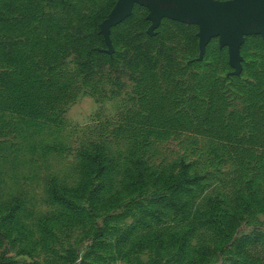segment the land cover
<instances>
[{"label": "rangeland", "instance_id": "374dc122", "mask_svg": "<svg viewBox=\"0 0 264 264\" xmlns=\"http://www.w3.org/2000/svg\"><path fill=\"white\" fill-rule=\"evenodd\" d=\"M119 1L0 0V71H13L15 60L26 56L33 63L20 69L44 70L36 63L63 55L49 51L54 44L23 49L29 38L54 29L48 16L63 22L60 39L68 24L81 26L80 15L92 18L89 31H98L111 58L118 55L114 65L98 63L81 84L80 76L73 78L70 48L64 69L56 71L68 75L69 89L58 98L46 99L36 85L26 100L1 89L0 264H264V36H244L235 64L219 35L201 50L198 25L163 18L152 31L150 10L140 4L104 31ZM143 31L151 42L136 37ZM139 41L158 61L144 75L131 66L133 50L124 53ZM94 151L110 153L105 172L85 160ZM135 160L153 173H168L182 161L197 173L201 180L191 192L162 198L193 206L197 218L164 208L166 201L152 209L157 174L141 180L148 184L145 197L125 208L129 190L122 187L133 181L127 174L138 168ZM208 196L217 198L216 206L227 203L235 226L206 221ZM173 232H187L183 250L171 241Z\"/></svg>", "mask_w": 264, "mask_h": 264}, {"label": "trees", "instance_id": "16d2710c", "mask_svg": "<svg viewBox=\"0 0 264 264\" xmlns=\"http://www.w3.org/2000/svg\"><path fill=\"white\" fill-rule=\"evenodd\" d=\"M83 15L84 14L78 17L81 18L82 22H78L79 21L78 19L76 20L77 23H81V26L77 27V29L75 28L71 29L70 24L67 25L66 28L69 34L67 35L65 34V39H60L59 37V36L63 37L61 33L63 32V29H60V27L64 26L63 22H61L57 18L51 20L50 19L51 17L47 15L48 17L46 21H48V23H51V25H49V28L52 27V25L54 24V29H52L51 32L49 31L48 33L45 34H40V35L37 34L39 35V37H37L36 41H30L29 38L27 43L24 45L23 49L32 51L37 48H40L39 45L41 44H49V46H52L51 44H54V46L51 47L49 51H53L54 49L59 50L60 53L63 55L59 59H56L55 57L54 61H52L51 57H49L43 63H39V64L36 63L37 67L41 65H45L44 70H46L45 72L47 73L45 80L39 79L40 73L44 70L34 69L33 67L29 69L30 65L33 63V62H29L30 60L29 56L26 57L17 56L22 61V63L15 60L16 67L13 71H0V91L1 89H6V88L8 89V91L14 90L18 94V97L20 99L26 100L27 99L26 91H29L32 88V86L36 85L38 86L39 90H42L44 92V95H46L45 96L46 99L49 98V95H51L53 98L61 97L59 96V94L60 93L65 94L66 89H69V86L66 85L70 83V79L67 77L68 75L65 72H62L60 70L59 73L56 71L59 69H64V66L62 64L65 63L67 53L70 48H73L75 50V54L71 56H75L74 65L77 68V71H74V73H72L74 74L73 78H78L80 76L79 77L80 83L81 81L85 82L91 73L96 72V69L99 65L98 63L109 62L108 65H114V63H117L118 61L117 54L113 58H111V56H109L107 53L104 52V48L106 47L98 31L96 29L89 31L90 26L93 25L95 26L94 23L95 21L92 18L90 17L88 18L86 15L84 16ZM88 26L89 28L86 29V27ZM145 33L146 31H143L142 35H136V37L139 38L144 37L147 41L151 42L152 41L151 38L147 35L145 36ZM96 38L98 39L96 40ZM100 38L101 40H99ZM114 41L116 43V39ZM31 42L33 43L31 44ZM131 50H133L134 52L131 66L133 67V69L135 68V72L139 73L140 75H144L145 73H148L149 70H154L151 67H154L155 69L158 67L157 64L158 61L154 59V56L152 55L154 51L147 45L143 44L141 41H139L137 46L135 47L128 46V48L125 50L124 53L129 55ZM20 65L29 66V67L20 69L19 67ZM60 65H62L61 68H58ZM142 67H143V71L141 70ZM31 73H37V74L34 77H31L30 76ZM60 75L65 76L64 78L65 82L64 80H62L63 78L59 79ZM146 81H148L150 85L155 86L154 82H151L150 80H146ZM61 82L65 84L63 85ZM137 96L139 95L137 94ZM24 103H26V101ZM32 104L37 106L39 115H42L40 112L41 102L39 100H34ZM147 133L149 134L150 132ZM100 148H102L100 145L96 146V149H100ZM109 154H110L109 152H106L105 154H102L101 152L96 153V151H94L93 153L86 152L85 155L87 156L85 160L87 162L93 161L94 163H98V167L101 168L103 172H105L106 171L105 162H107V158H108V162L111 161L112 158ZM132 159H135L133 155H132ZM143 162L142 160H139V162L135 160L134 166H138V168L134 170L133 173L127 174L128 179L132 178L133 181L123 184L122 189L123 191L124 189L129 190V196H127L128 199L125 201L126 204H122V205H124V207L126 208V206L127 207L130 206V204L136 203L137 199L144 198L145 196L142 195V190L146 189L148 187V184L143 183L142 181L147 180L148 178L151 179V177H153V174H157V177L154 178V181L158 183V187L160 191L152 194V199L150 202V206L153 207L152 209H157L161 205H165L163 202L166 201L168 207H166L165 205L163 206L164 208L173 211L177 214L180 213L183 216L190 217L193 220L197 218L199 212L198 209L194 210L193 206L187 207V203H186L182 207H179L176 204L177 202L176 200L174 201L168 197V199L172 201V202L169 201L168 203L166 199L162 200V198H164L166 194L170 193L171 191L173 192V195L171 196H174L175 199L179 198L178 195L180 193L186 194L191 192V187L195 186V184L199 183L201 180V178L198 177V174L194 173V175H191L189 172V166L186 165L183 161L180 163V166L177 169H171L168 171V173L164 172V169L160 170L159 173H153V170H150L148 167H145ZM136 178L139 179L135 180ZM181 179H183L184 181L182 184L180 183ZM189 181L194 185H189L188 184ZM194 181H196V183ZM115 197L117 199H121L122 195L117 191ZM214 199L217 198L211 196L207 197L204 203V207L206 208V210L203 212L202 216L209 223L211 222L213 224H222V226H224V222H228V223H232V226H235V223L231 222L228 216L231 209L229 208L227 203L225 201H221V205L223 206L220 205L219 207L218 204L217 206L216 204H214ZM62 205L67 208H73L70 204L66 202H63ZM75 211L76 209L73 208L70 213L74 215ZM143 212L146 213L149 212V210H143ZM218 213H221L220 217L218 216L219 215ZM217 218H220V222L214 221V219ZM186 234L187 232H179V233L173 232L170 239L173 243L181 242L182 245L181 244L180 245H181V249L183 250V247L189 244V240L187 241L188 238L186 237Z\"/></svg>", "mask_w": 264, "mask_h": 264}, {"label": "water", "instance_id": "95a60500", "mask_svg": "<svg viewBox=\"0 0 264 264\" xmlns=\"http://www.w3.org/2000/svg\"><path fill=\"white\" fill-rule=\"evenodd\" d=\"M136 4L150 10L149 19L155 30L163 18L200 26V47L215 36H221V44L228 46L232 61H240L239 49L246 35L264 36V0H120L111 17L103 24V30L121 24Z\"/></svg>", "mask_w": 264, "mask_h": 264}]
</instances>
